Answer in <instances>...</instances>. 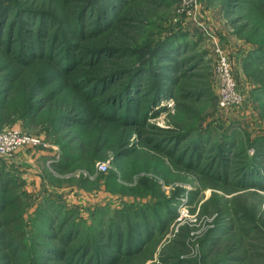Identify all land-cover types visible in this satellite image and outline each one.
<instances>
[{"label": "rangeland", "instance_id": "1", "mask_svg": "<svg viewBox=\"0 0 264 264\" xmlns=\"http://www.w3.org/2000/svg\"><path fill=\"white\" fill-rule=\"evenodd\" d=\"M19 1L37 9L61 11L63 15L67 13L65 0ZM130 7L111 38L115 46L128 50L121 55L120 63L123 65L134 59L130 55L133 51L141 58L146 56L172 29L182 26L189 31L195 27L193 21L186 20L181 13L176 0L132 1ZM217 10V5L209 6L205 0H200L197 20L216 31L228 54L233 77L242 91L243 102L239 107H220L215 57L211 43L203 37L204 40L200 38L199 48L194 51L202 55L201 65L186 74L179 88L175 89L178 100H165L155 108L154 115L149 119L152 128L131 132L117 125L94 121L65 129L72 133L71 138L66 140L62 137L63 133H50L54 116L48 107L37 119L28 123L17 118L14 123L6 124L0 115V131L20 130L44 143L36 149L23 147L9 159L0 157V175L4 172L20 179L19 182L23 181L19 196L24 204L22 215L30 239L35 234L34 219L40 213L39 209L50 202L64 206L70 213L75 212L77 222L85 223L88 229H94V233L99 227V222L93 220L94 213L101 212L100 219L105 218L109 227L110 224H121V213L126 209L140 212L143 209L142 213H148L150 219L156 218L154 215L166 216L174 210L176 215L171 221H165L169 224L158 232L145 254L120 264H172L180 259L184 264H224L232 260L238 264L243 253L248 257L243 264H264V188L236 185L242 177L238 174L240 167L243 165L248 169L255 155L251 142L264 141V103L253 95L256 86L264 80V72L258 71L250 77L243 68V58L257 46L251 39L264 37V23L250 20L244 29L250 40L242 39L235 32L237 26L234 27L231 18ZM217 16L219 19H216ZM118 59L115 61L119 62ZM106 65L109 69L116 67L113 63ZM18 67L14 56L0 55L1 89L6 75ZM126 67L130 68L131 63ZM103 70L105 68L90 69L97 76ZM39 72L41 69L37 66L23 68L16 86L7 93L9 103L13 104L11 110L20 104H28V97L33 91L29 85ZM63 78L61 83H65ZM41 90L45 94L52 91L47 86ZM69 91L72 92L62 91L55 95L56 108H62L66 101V109L72 106L85 109L87 105L82 97L73 90ZM173 136L190 137L182 145L200 144L199 160L203 165L217 154L224 152L228 155L223 150L225 147L231 149L228 182L232 184L209 177L198 167L182 166L177 158L184 155L185 146L178 147L173 156L156 148L157 138ZM232 144L240 148H233ZM129 150L132 151L128 155L118 156ZM21 151H25L30 158V161H25L27 164H20L22 170L36 168L31 173L36 175L33 178L36 177L39 183H27L19 164L8 168L9 160L18 157ZM65 154L73 157V161L68 163V168L61 170L56 166L62 165ZM100 164H107L108 169L99 170ZM234 172L237 173V180H231ZM221 228L224 233L215 238L213 234Z\"/></svg>", "mask_w": 264, "mask_h": 264}, {"label": "trees", "instance_id": "2", "mask_svg": "<svg viewBox=\"0 0 264 264\" xmlns=\"http://www.w3.org/2000/svg\"><path fill=\"white\" fill-rule=\"evenodd\" d=\"M132 1L147 0H65L66 15L61 11L37 9L19 0H0V55L14 56L19 65L6 75L2 89L0 85V115L6 124L14 123L17 118L27 123L34 121L48 107L54 116L50 133H63L66 140L72 133L65 129L94 121L117 125L131 132L152 128L149 119L155 108L165 100H178L175 89L186 74L201 65L202 55L194 51L204 36L195 27L189 31L182 26L172 29L146 56L141 58L133 51L130 55L134 59L123 65L121 55L128 50L115 46L111 38L124 21L123 14L130 11ZM205 1L209 6H219L220 12L231 18L234 27L237 26L235 32L242 39L250 40L244 33L250 20L264 23V0ZM251 40L257 46L243 58V68L250 77L258 71L264 72V37ZM117 58H120L119 62L115 61ZM110 63L116 67L109 69L106 64ZM129 63L131 67L127 68ZM32 66L39 67L41 72L29 85L33 91L28 104H20L11 110L13 104L9 103L7 93L16 86L23 68ZM100 68L105 70L98 76L90 71ZM62 78L65 83L60 82ZM44 86L51 87L52 91L45 94L41 90ZM69 90L82 97L87 105L85 109L74 106L66 109V101L62 108H56L55 95L62 91L72 92ZM253 95L264 103V80L256 86ZM189 138H157L156 148L173 156L178 147L185 146L184 155L177 158L182 166L198 167L201 173L232 184L228 182L232 150L225 147L223 150L228 155L217 154L203 165L199 160L200 144L182 145ZM251 147L255 149V155L248 169L243 165L240 167L238 174L242 177L236 185L264 188V141L251 142ZM131 151L118 156L128 155ZM63 160L62 165L56 166L61 170L69 167L73 157L65 154ZM236 176L234 172L231 180H237ZM19 180L4 172L0 175V264H120L136 260L145 254L158 232L169 224L165 221H171L176 215L170 210L166 216L154 215L156 218L150 219L148 213H142L143 209H140L142 212L126 209L121 213V224L107 227L106 219H100L101 212H98L93 215V220L99 222L94 233V229L89 227V230L85 223L77 222L75 212L72 214L64 206L50 202L39 209L40 213L34 219L35 234L30 239L22 215L24 204L19 196L23 181ZM87 229L89 232L86 233ZM223 231L218 229L213 236L220 238ZM241 256L238 264L248 258L244 253ZM181 260L172 264H184ZM233 262L224 264H236Z\"/></svg>", "mask_w": 264, "mask_h": 264}, {"label": "built area", "instance_id": "3", "mask_svg": "<svg viewBox=\"0 0 264 264\" xmlns=\"http://www.w3.org/2000/svg\"><path fill=\"white\" fill-rule=\"evenodd\" d=\"M180 5L181 13L186 20H192L194 26L202 32L203 36L211 43L215 57V74L218 85V102L221 108L231 109L242 105L243 96L232 73L228 54L220 42L216 31L197 20L200 0H176ZM41 139L28 135L20 130L0 131V157L6 159L23 147L32 149L43 146ZM99 170L106 171L107 164H100Z\"/></svg>", "mask_w": 264, "mask_h": 264}, {"label": "crops", "instance_id": "4", "mask_svg": "<svg viewBox=\"0 0 264 264\" xmlns=\"http://www.w3.org/2000/svg\"><path fill=\"white\" fill-rule=\"evenodd\" d=\"M218 9H219V6H218ZM210 10H213V8H210ZM217 11H219V10H217ZM216 19H219V16H217ZM25 161L26 162L30 161V158L26 155V152L25 151H21V153L18 155V157L14 158L13 160H9V162H8V168L10 166H13V165H17L18 166V164H19L20 171L22 172L23 170H22V167H21L20 164H24V163L27 164ZM34 162H36V161H34ZM34 170H36V168L35 169H32V168L28 167L26 170L24 169V171L22 172L23 173L22 174L23 175L22 177H23L24 180H26L27 183H33V182L39 183V181H36V177H35V179L33 178L36 175H33V173H31Z\"/></svg>", "mask_w": 264, "mask_h": 264}]
</instances>
